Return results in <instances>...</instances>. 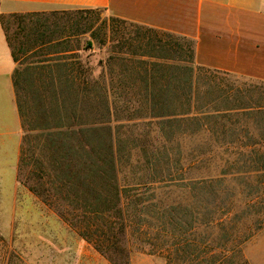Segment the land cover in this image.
I'll return each instance as SVG.
<instances>
[{
  "label": "trees",
  "instance_id": "1",
  "mask_svg": "<svg viewBox=\"0 0 264 264\" xmlns=\"http://www.w3.org/2000/svg\"><path fill=\"white\" fill-rule=\"evenodd\" d=\"M45 15L0 17L14 62L32 70L33 83L44 89L42 102L53 106V119H21L25 137L16 174L20 185L110 264H129V254L143 253L145 247L148 255L161 257L167 251L148 235L163 242L169 227L184 236L193 230L191 219L197 220L198 229L211 226L230 233L235 239L227 241L230 248L264 226V219L235 225L234 218H229L234 210L238 208L244 217L256 216L260 204L250 200L234 208L229 199L221 198L231 192L226 180L217 185L210 173L217 147L225 152L246 151L247 160L239 167L243 180L264 171V161L252 159L264 155V82L228 86L211 80L212 84L203 86L200 100L204 101L198 102L199 74H229L195 65L190 39L112 17L143 33L121 37L118 41L125 51L108 49L96 72L78 53L90 51L91 39L81 48L75 41L88 31L63 33L65 27L50 26ZM17 17L24 20L11 36L8 19ZM26 20L24 34L26 27L21 25ZM45 47L56 50L52 57L41 53ZM36 49L40 54L35 61H19L18 55ZM116 66L121 69H112ZM115 82L130 85L120 90ZM84 106L95 110L89 112L92 119H82ZM99 109L106 119L95 118ZM144 122L162 125L164 133L157 126V132H151L160 139L155 137L159 149L115 147L112 126L121 123L119 128L127 133L132 125ZM32 133L40 141L39 156L25 152L24 141ZM191 151L197 155L189 158ZM224 166L227 176L228 161ZM193 172L197 177H191ZM171 195L176 198L171 200ZM170 217L176 220L170 222Z\"/></svg>",
  "mask_w": 264,
  "mask_h": 264
},
{
  "label": "rangeland",
  "instance_id": "2",
  "mask_svg": "<svg viewBox=\"0 0 264 264\" xmlns=\"http://www.w3.org/2000/svg\"><path fill=\"white\" fill-rule=\"evenodd\" d=\"M63 11L52 12L58 13L55 16H51V13L46 14L48 23L50 26H58L60 29L65 27L64 30H61L63 33L88 31L84 35L77 36L75 41L78 42L79 48H81L85 41L91 39L92 47L90 51L78 53L83 55V59H87L90 69H94L96 72L100 70L98 63L105 57L108 49L125 51V49L122 50L123 42L118 41L121 40V37L143 33L141 29L132 25L116 23L102 11L76 14L70 10H65V14H60ZM21 20L24 19L19 17L8 19L9 34L11 36L16 33L17 25ZM23 22L24 24L21 26L26 27L24 32L26 34L27 20ZM115 40L117 41L112 43ZM72 46H76V42L75 44L72 43ZM132 47L133 50H136V45L132 44ZM20 59L21 61H27L29 57ZM112 69L120 70L121 67L116 66ZM103 70H106V68L104 67ZM211 80H213V83L222 80L223 84L228 86H243L244 83L253 81L231 74L226 77L213 73L202 74V76L199 74L197 81L198 102L204 101L203 99L200 100L203 95V86L212 84ZM21 82L23 83L21 95L23 100L29 103L32 93L29 92L25 82L22 80ZM113 85L121 90L123 86L127 87L130 84L121 83V85H118L115 82ZM43 105L45 106V103ZM123 105L119 103V106ZM68 108L70 111L69 105ZM91 108L84 106V112L81 115L84 118L82 119H92L89 112L95 110L93 107ZM26 115H28V112ZM65 115L70 118L67 109ZM95 118L106 119L102 109H99V113ZM33 123L38 124L37 120ZM121 126V123L112 126L114 127L112 134L116 148L127 149L136 146L137 148L144 147V150L148 152L159 149V143L155 141L157 136L151 132H157V126L159 129L162 128V133H164L162 125L160 127L156 122H144L138 126L132 125L127 133H125L126 129L119 128ZM123 133H125V136H123ZM35 135L34 133L27 135L24 148L25 152L32 156L34 154L39 156L40 141L35 138ZM23 137H25L24 134ZM144 141L147 143L149 141V147ZM244 152L246 151L239 148L225 152L223 148L217 147L213 152L210 166V173L215 183L219 185L223 180H226L229 190H231L228 196L221 195L222 199H229L234 208L250 200L260 204L261 210L256 216L244 217L240 214L238 208L234 210L229 218H234V224L237 226H242L243 223L249 225L255 219H264V171L252 173L248 176V179L243 180L244 174L241 172L243 170L239 167H241V161L247 160L248 155H245ZM195 155L197 153L191 151L189 158ZM260 158L264 161V155L252 156L255 161ZM226 161H228L227 176L224 175V162ZM197 173L193 172L190 175L191 177H197ZM25 175L26 173H24ZM117 182L119 183V180ZM175 198V195L170 196L171 200ZM170 220V222H174L176 219L170 217ZM187 221H189V218ZM196 221V219H191L193 230L188 231L184 236L169 227L165 232L166 236L163 242L155 239L153 234L148 235L150 239H154V243L158 245L161 243L163 249L167 252L163 253L161 257L151 256L147 254V248L145 247L143 253L131 252L129 254V264H264V226L248 234L249 238L240 244L237 243L236 246H233L235 247L233 249V247L230 248V244L227 242L234 239L233 237L230 238V233L220 232L211 226L198 229ZM154 224L151 222V225L154 226ZM233 234L239 236L238 233ZM130 242L134 243V239L132 238ZM0 264L110 263L95 251L90 244L80 238L73 229L69 228L52 210L41 204L22 185L17 183L16 188L11 191L8 188L0 187Z\"/></svg>",
  "mask_w": 264,
  "mask_h": 264
},
{
  "label": "crops",
  "instance_id": "3",
  "mask_svg": "<svg viewBox=\"0 0 264 264\" xmlns=\"http://www.w3.org/2000/svg\"><path fill=\"white\" fill-rule=\"evenodd\" d=\"M63 10H100L128 24L185 37L193 41L198 67L264 82V0H0V17ZM42 51L52 57L56 50ZM38 54L36 49L18 57L29 62ZM30 71L14 62L0 22V187L10 191L18 183L21 119H53V106L48 100L43 105L44 89L33 83ZM21 80L32 93L29 103L21 95Z\"/></svg>",
  "mask_w": 264,
  "mask_h": 264
}]
</instances>
